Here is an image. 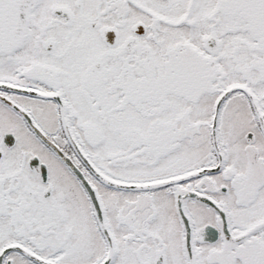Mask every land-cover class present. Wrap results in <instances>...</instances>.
<instances>
[{"label": "snow or ice", "instance_id": "obj_1", "mask_svg": "<svg viewBox=\"0 0 264 264\" xmlns=\"http://www.w3.org/2000/svg\"><path fill=\"white\" fill-rule=\"evenodd\" d=\"M0 264H264V0H0Z\"/></svg>", "mask_w": 264, "mask_h": 264}]
</instances>
